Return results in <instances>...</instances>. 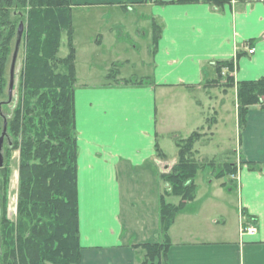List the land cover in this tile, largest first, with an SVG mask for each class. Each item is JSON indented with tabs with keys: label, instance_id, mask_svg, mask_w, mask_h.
Masks as SVG:
<instances>
[{
	"label": "crops",
	"instance_id": "crops-1",
	"mask_svg": "<svg viewBox=\"0 0 264 264\" xmlns=\"http://www.w3.org/2000/svg\"><path fill=\"white\" fill-rule=\"evenodd\" d=\"M175 1L72 0L73 8L114 9L122 18L109 23L107 11L101 20L108 28L97 25L91 37L100 53L96 56L99 65L94 81L85 80L94 85L79 83L78 60L75 62L79 77L75 110L81 264H140L144 251L136 245L160 242L152 240L163 235L162 174L164 166L168 169L177 162L164 152L161 138L172 139L177 147V141L193 132L188 119L196 113L202 119L204 112L198 110L205 108L190 97L197 90L207 91L212 86L226 93L232 90L236 107L235 88L226 91L211 83L216 78L215 63L234 61L236 82L264 79V2L240 0L217 8L203 1L172 3ZM140 21L150 22L152 29L154 22L160 24L157 42L151 31V71L141 79L120 78L117 66L130 62L132 46L127 44L132 45V31L139 34ZM132 49L137 51L140 46L134 43ZM250 49H254L252 54ZM110 73L115 74L113 80ZM181 96L189 102L179 104ZM213 98L206 92L208 108ZM223 104L222 100L220 106ZM170 115L175 123L171 127ZM238 145L239 162L232 163L237 165V173L232 176L238 186L239 207L250 220L236 230L222 227L212 232L203 218L208 208L195 200L188 203L170 228L165 264H264V107H250L245 127L239 128ZM134 171L153 179L158 198L154 210L143 212L140 231L125 228L123 198L129 191L122 190L121 178ZM134 203L130 202L133 208ZM249 226L257 231L242 232Z\"/></svg>",
	"mask_w": 264,
	"mask_h": 264
},
{
	"label": "trees",
	"instance_id": "trees-1",
	"mask_svg": "<svg viewBox=\"0 0 264 264\" xmlns=\"http://www.w3.org/2000/svg\"><path fill=\"white\" fill-rule=\"evenodd\" d=\"M201 1L220 8L231 0L172 3ZM73 6L72 0H0V137L7 122L4 165L0 168V264H81ZM20 23L24 24L21 46L25 45L26 53L21 96L12 114L5 117L3 108L9 105L4 103L10 82L7 71ZM64 35L69 53L61 58L58 54ZM153 37L155 42L160 37L156 22ZM234 65V61L216 62V78L211 83L226 91L236 89L242 130L250 107H263L264 79L236 82ZM109 75L112 78V73ZM204 136L206 132L194 131L177 141V162L162 174L166 185L160 200L163 237L157 243L136 245L144 251L140 264L166 263L170 228L176 216L195 200V177L200 169L195 144ZM14 151L19 152V189L17 219L12 222L7 208L9 160ZM161 155L166 158L165 153ZM225 169L219 175L237 173L236 164L227 163ZM172 196L180 202L169 203L166 199Z\"/></svg>",
	"mask_w": 264,
	"mask_h": 264
},
{
	"label": "rangeland",
	"instance_id": "rangeland-1",
	"mask_svg": "<svg viewBox=\"0 0 264 264\" xmlns=\"http://www.w3.org/2000/svg\"><path fill=\"white\" fill-rule=\"evenodd\" d=\"M112 9L94 8V6L74 7L72 9V21H73V46L76 51L77 69L80 74V84L94 85V82H89L87 79L94 81V70L99 65L100 53L97 48H94V44H91V37L94 36V30L98 28L97 25L108 28L104 20H101L103 15H109L111 18H107L109 23L116 21L120 18V12L110 11ZM109 11V12H107ZM132 22V20H131ZM127 23V22H125ZM140 28L139 34L135 35L134 31L131 32L132 46L130 49V62L123 61L117 66L120 70V78L126 79H141L142 75L149 74L151 71L150 61L151 51L149 48H153V42L151 40V31H153L150 22L140 21L138 23ZM160 25V24H159ZM132 28L135 24L131 25ZM147 30V36L144 38L143 32ZM137 36V37H136ZM137 43L140 49L134 51L133 44ZM69 53L68 39L64 35L62 38V45L58 56L64 58ZM25 45L20 47L18 57L15 65V89L13 91L12 102L3 108L5 117H9L19 102L21 96V83L22 73L25 64ZM101 62V61H100ZM95 64V66H94ZM76 66V63H75ZM77 75V74H76ZM77 76V80L79 77ZM10 77V67L7 71V78ZM99 78V75L95 76ZM112 79L115 74L112 73ZM98 85V84H95ZM210 87V86H208ZM206 92L214 95L209 102V108L206 106ZM195 97L196 100L205 104V108L202 107L198 112H204V117L197 113L191 115L188 119L189 127L194 131L208 132L210 133L204 136L195 144L197 153L195 158L200 165V169L195 177L196 193L195 201L203 208H208L205 216V227L212 232L218 231L225 227L227 229L236 230L244 221L248 223L250 218L243 214L242 209L239 207V191L236 181L233 179L232 174L223 173L219 175L221 170H226L227 163H238V139H239V126L237 122V110L235 107V94L234 91L224 92L219 87H210L207 91L197 90L191 93L190 97ZM174 99V97H173ZM177 102L180 104L188 103V98L181 96L177 98ZM224 101L223 106H220L221 101ZM264 103V96L261 98ZM211 105V106H210ZM264 106V105H263ZM211 107H214L213 109ZM203 109V110H201ZM217 112V114H215ZM177 117V115H176ZM212 118L218 122H214ZM207 119V120H206ZM174 118L169 116L168 126L174 125ZM204 127V131H203ZM162 149L170 158H177V147L172 139L161 138ZM8 162V159L6 160ZM167 164V163H166ZM176 162L165 169L164 172H168ZM9 189H8V208L7 217L15 222L17 219V199L19 189V152L14 151L11 159L9 160ZM122 190H127L124 199L125 219L128 221L127 228L140 231L141 228V216L146 210L152 211L155 209V202L158 200L155 195V184L152 178H149L147 174H141L137 171L132 172L128 177L123 176L121 178ZM158 186V184H156ZM165 184L162 185L163 192L165 191ZM140 196V198H139ZM169 203L178 204L180 198L169 197L166 199ZM135 202V208L130 206V202ZM158 208V206H157ZM129 218H128V214ZM138 234V233H137ZM163 235L156 236V240L161 241Z\"/></svg>",
	"mask_w": 264,
	"mask_h": 264
},
{
	"label": "water",
	"instance_id": "water-1",
	"mask_svg": "<svg viewBox=\"0 0 264 264\" xmlns=\"http://www.w3.org/2000/svg\"><path fill=\"white\" fill-rule=\"evenodd\" d=\"M23 32H24V24L20 23L18 32H17L15 50H14L13 58L11 62L10 82H9V87H8V100L4 102L6 104H10L13 99V90H14V85H15V65H16V60H17L18 53L20 50V46L22 43ZM6 136H7V122H5L4 130L0 137V168L3 167L4 165L3 148H4V142H5Z\"/></svg>",
	"mask_w": 264,
	"mask_h": 264
},
{
	"label": "built area",
	"instance_id": "built-area-1",
	"mask_svg": "<svg viewBox=\"0 0 264 264\" xmlns=\"http://www.w3.org/2000/svg\"><path fill=\"white\" fill-rule=\"evenodd\" d=\"M236 1H237V0H232V3L234 4V3H236ZM258 1H262V2H264V0H258ZM249 52H250V53H253V52H254V49H250ZM255 231H256V229L253 228V227L248 228V232L251 233V234L255 233Z\"/></svg>",
	"mask_w": 264,
	"mask_h": 264
},
{
	"label": "bare ground",
	"instance_id": "bare-ground-1",
	"mask_svg": "<svg viewBox=\"0 0 264 264\" xmlns=\"http://www.w3.org/2000/svg\"><path fill=\"white\" fill-rule=\"evenodd\" d=\"M16 45V44H15ZM21 47V46H20ZM14 50H15V48H14ZM14 53V52H13ZM10 70H11V67H10Z\"/></svg>",
	"mask_w": 264,
	"mask_h": 264
}]
</instances>
